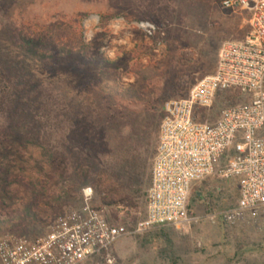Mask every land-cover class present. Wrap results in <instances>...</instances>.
<instances>
[{
  "label": "rangeland",
  "instance_id": "1",
  "mask_svg": "<svg viewBox=\"0 0 264 264\" xmlns=\"http://www.w3.org/2000/svg\"><path fill=\"white\" fill-rule=\"evenodd\" d=\"M164 1L174 11V20L161 26L164 40L157 39V44H153L149 38L154 36L156 26L134 21L143 11L141 0H124L120 6L109 0H0V92L8 87L12 94V102L0 109V125L14 134L0 148V238L33 241L46 236L52 222L71 210L87 204L102 208L96 184L78 177V173L89 171L86 163L92 165L90 175L94 178L104 169L105 162H111L105 157L108 150L104 139L98 136L99 129L90 125L88 119L95 114L105 122L106 100H125L128 111L122 135L126 143L131 139L129 146L138 147L136 166L140 167L143 186L137 184L132 189L141 204L137 210L120 209L115 216L108 210V218L135 232L83 264H264V227L253 221L227 223L219 218L237 205L236 180L214 176L193 187L189 205L199 220L189 228L150 227L137 231L147 218L162 106L186 98L198 80L215 72L221 46L228 41L241 42L251 29V15L223 9V0ZM77 17L81 22L79 34L71 28ZM90 17H98L99 23L90 21L88 31L95 34V39L85 42V22ZM120 17L124 23L118 22ZM14 26L23 28L28 41L42 33L54 37L61 32L71 42L80 40L87 47L85 52L93 54L92 59L101 56L117 66L97 68L82 62L83 67L66 50L51 58L41 52L36 42L16 44L12 38ZM125 53L135 56L128 62V69L123 61H117ZM89 78L95 82L94 92L87 90L93 87L88 84ZM147 79L152 80V89L146 87L144 95L159 99L150 106L154 107L150 113L145 111L143 102L128 101L133 93L143 91ZM38 86L40 93L50 99L47 108L26 91ZM70 102L80 108L83 116L79 115L81 121L74 127L67 122L62 126L64 132L60 130L62 135L66 132L63 146L70 154L72 172L70 179L58 182L49 176L50 153L61 148L54 118L66 113ZM244 102L245 99L226 93L203 120L214 123L224 108ZM233 156L229 152L223 166ZM19 183L31 191L25 193ZM38 199L42 201L39 210L44 209L46 214H37L39 221L22 232H12L8 221L13 217V206ZM57 205H65L63 212L51 216L49 211Z\"/></svg>",
  "mask_w": 264,
  "mask_h": 264
},
{
  "label": "built area",
  "instance_id": "2",
  "mask_svg": "<svg viewBox=\"0 0 264 264\" xmlns=\"http://www.w3.org/2000/svg\"><path fill=\"white\" fill-rule=\"evenodd\" d=\"M221 7L248 12L250 32L221 46L215 72L198 80L186 98L162 106L147 218L137 231L189 228L199 220L190 209L191 191L214 176L239 184L236 207L219 218L264 227V0H223ZM226 93L246 102L224 108L214 123L203 120ZM108 217L107 208L87 204L55 219L46 236L0 238V264H83L135 232Z\"/></svg>",
  "mask_w": 264,
  "mask_h": 264
},
{
  "label": "trees",
  "instance_id": "3",
  "mask_svg": "<svg viewBox=\"0 0 264 264\" xmlns=\"http://www.w3.org/2000/svg\"><path fill=\"white\" fill-rule=\"evenodd\" d=\"M109 2H115V4L118 6L122 5L124 3V0H109ZM141 8L143 9L141 15L139 17L134 18L135 22H141V21H147L152 23L156 26V30L154 33V36H151L149 39L153 42V44H157V39H163L161 38L162 35V29L161 26L168 25L169 23H172L174 20V11L170 9L168 3L164 0H141L140 4ZM141 16V17H140ZM80 20L78 17L73 23V30L75 33L81 31V25ZM64 34L59 32L56 34V36L51 37L49 34L42 33L41 36L35 38V39H27V37H24L23 35V28L20 27H13L12 32V38L13 41L16 44L19 45H25V43L28 42V44H32V42L37 43V47L41 50L43 54L48 53L50 57H54L58 53L66 50L68 56H70L72 59L75 60L76 64L82 65L83 67L85 65H90L92 67L97 68H108V69H114L117 64L112 63L108 61L105 58H102L101 56L97 57V59H92V53H89L91 51H87V47L84 46V44L78 40L77 42H71L70 39L66 36H63ZM26 36H28L26 34ZM76 50V51H74ZM65 51V52H66ZM129 55H132L129 57ZM135 56L131 53H125V55L122 58H119L117 61H123L125 64L124 68L128 69V62L133 59ZM82 62L85 64L83 65ZM151 79H147L145 83V88L143 87L142 92L133 93L132 96H130L135 104H138L137 101H141L144 104H146L145 111L150 113L154 110V107H150L151 105H154L155 103L159 102L158 98L151 97L150 94L144 95L146 87H151ZM2 84V82H0ZM88 84L93 87H87V90L89 92H94L95 90V82L92 78H89ZM41 87H36L34 90L30 88H27V92H31L32 98H37L40 102V104L43 106V108H47L49 105V100L46 99V97L41 94ZM152 89V87L150 88ZM119 96H122V93H118ZM153 90H150L149 93H152ZM12 94H10V89L7 87L4 90H1L0 92V109L3 110V106L7 102L10 101V97ZM108 100V99H107ZM106 100V106H105V114L107 115L106 121L104 122L102 118H99L92 114L89 117V124L94 126V128L99 129V137H102L104 139L105 147L107 148V155L105 157L110 160L111 162L104 164V169H101L99 174H96L93 178L90 174H92L93 167L91 164L86 163L89 167V171L85 174L78 173V177L81 179H89L91 182H94L96 186L100 190L101 195V205L102 207L107 208L108 210H111L114 213V216L117 215L118 211L125 210L126 208L130 210H137L140 207V199H137L135 195V191H133V187L137 184H140L143 186L142 181V175L139 172L140 167H137V158L136 154L138 152V147L136 145H130V141L126 143L123 140L122 135V128L123 126H126L123 124V121L126 120V113L128 111V106L125 105V100L120 101L119 103H116L111 100ZM68 107V111L63 114H56L55 119V125L59 127L58 132H56V135L59 137L61 135L60 141H61V148L56 147L54 148L49 157V171H50V177L52 180H56L58 182L70 179L71 177V157L70 154L64 149L63 146V140L66 136V132L64 135H62L61 131L64 132L65 123L69 122V124L74 127L76 123L81 121V117L83 116L81 113L80 108L77 106H74L71 102L70 104L66 105ZM66 107V108H67ZM74 107V108H73ZM70 112V113H68ZM81 117H80V116ZM163 119V113L158 115V120L161 121ZM132 122V121H131ZM121 123V124H120ZM117 124H119L118 129ZM123 124V125H122ZM64 128V129H63ZM61 130V131H60ZM116 130V131H115ZM60 131V132H59ZM13 132L8 129L5 126L0 125V148L7 145L10 140L11 136H13ZM150 136V135H149ZM134 143V142H133ZM137 143V142H135ZM129 146V147H128ZM134 146V147H132ZM92 178V179H91ZM98 178V179H97ZM96 180V182H95ZM19 186L24 188V192L28 193L30 192V188L26 185H23L22 183H19ZM25 186V187H24ZM146 187V185H144ZM36 197V194H34ZM41 199H38L35 202L28 203L26 205H14L13 211H12V219L8 221L9 225L12 228V232H22L26 228H28L30 225H32L34 222L39 221L37 219V214H46L45 210H39V207L41 205ZM65 205H57L53 207L49 212L51 216H57L60 215L63 212V207ZM50 209V208H49Z\"/></svg>",
  "mask_w": 264,
  "mask_h": 264
},
{
  "label": "clouds",
  "instance_id": "4",
  "mask_svg": "<svg viewBox=\"0 0 264 264\" xmlns=\"http://www.w3.org/2000/svg\"><path fill=\"white\" fill-rule=\"evenodd\" d=\"M90 21H95L96 23H99V18L98 17H90L88 20H86V22H85L86 27H85V32H84L85 42H89L90 40L95 39V34L88 31V25H89ZM118 22L124 23L125 22L124 18L123 17L118 18ZM140 23L141 24L147 23V21H141ZM101 51L106 54L105 48H102ZM108 58H110V56H108Z\"/></svg>",
  "mask_w": 264,
  "mask_h": 264
}]
</instances>
